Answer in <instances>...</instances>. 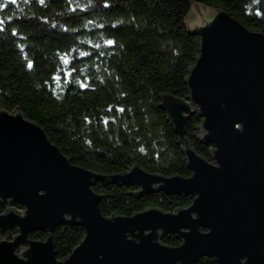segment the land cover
I'll return each mask as SVG.
<instances>
[{
	"label": "water",
	"instance_id": "1",
	"mask_svg": "<svg viewBox=\"0 0 264 264\" xmlns=\"http://www.w3.org/2000/svg\"><path fill=\"white\" fill-rule=\"evenodd\" d=\"M16 0H7L15 2ZM184 22L200 37V55L184 81L188 99L161 94L158 106L179 135L192 176H163L133 163L103 174L72 163L44 128L19 106L0 107V264H264V32L252 31L223 9L188 1ZM197 112V140L213 145V162L186 137ZM133 186L138 199L155 192L192 194L190 206L167 212L147 207L105 216L96 183ZM23 211L11 208L13 203ZM76 225L85 234L59 259L53 234ZM16 229L17 233L11 235ZM36 231L46 240H33ZM175 235L181 244L163 242Z\"/></svg>",
	"mask_w": 264,
	"mask_h": 264
},
{
	"label": "trees",
	"instance_id": "2",
	"mask_svg": "<svg viewBox=\"0 0 264 264\" xmlns=\"http://www.w3.org/2000/svg\"><path fill=\"white\" fill-rule=\"evenodd\" d=\"M188 1L223 9L249 30L264 32V0H0V107L19 106L75 165L115 174L136 163L163 176H192L179 135L158 106L161 94L189 96L184 79L201 40L185 25ZM198 115H190L186 137L213 162V145L194 135L203 120ZM94 190L105 195L100 209L108 217L147 207L174 212L195 198L159 191L136 199L125 194L135 192L133 186L102 182ZM11 208L24 210L17 202ZM5 211L0 202V214ZM84 234L80 226L57 227L58 258ZM29 236L46 240L48 233ZM163 242L181 244L171 234ZM197 264L216 263L203 257Z\"/></svg>",
	"mask_w": 264,
	"mask_h": 264
},
{
	"label": "snow or ice",
	"instance_id": "3",
	"mask_svg": "<svg viewBox=\"0 0 264 264\" xmlns=\"http://www.w3.org/2000/svg\"><path fill=\"white\" fill-rule=\"evenodd\" d=\"M109 43H112L111 41H109Z\"/></svg>",
	"mask_w": 264,
	"mask_h": 264
}]
</instances>
